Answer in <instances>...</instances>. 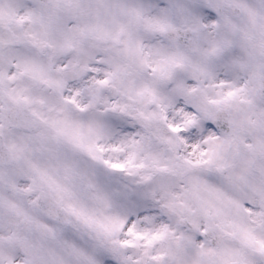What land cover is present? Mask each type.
<instances>
[{"label":"snow or ice","instance_id":"1","mask_svg":"<svg viewBox=\"0 0 264 264\" xmlns=\"http://www.w3.org/2000/svg\"><path fill=\"white\" fill-rule=\"evenodd\" d=\"M0 264H264V0H0Z\"/></svg>","mask_w":264,"mask_h":264}]
</instances>
